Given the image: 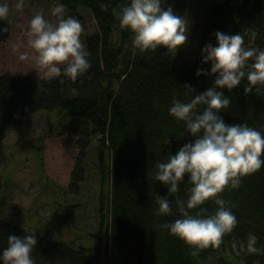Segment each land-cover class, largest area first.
I'll return each mask as SVG.
<instances>
[{"label": "trees", "instance_id": "obj_1", "mask_svg": "<svg viewBox=\"0 0 264 264\" xmlns=\"http://www.w3.org/2000/svg\"><path fill=\"white\" fill-rule=\"evenodd\" d=\"M59 1L69 16L80 18L81 7L94 16L96 28L83 39L92 66L75 82L64 76L48 79L35 73L1 74L0 140L9 126L19 124L24 116L40 110L57 111L47 134L71 133L79 155L66 185L42 173L41 191L63 197L55 209L49 205L50 199L41 207L54 211L56 221L62 219L74 231L70 239L63 240L0 219V254L7 247L9 234L23 237L26 233L37 237L32 252L36 264H240L232 243L246 241L249 233L257 236V247L264 248V166L244 177L239 188L221 194L238 225L220 249H205L197 256H191L183 241L161 227L180 218L176 201H186L191 187L188 177L177 193L168 196L172 216L156 214V197L166 195L167 188L153 178L158 161L193 139L184 122L171 116L169 109L176 100H189L185 84L196 90L194 95L213 85L214 75H196L198 69H211L210 62L202 63L201 50L208 43L215 46L216 31L236 34L249 28L258 33L253 46L264 49V0L207 1L191 62L180 61V53L174 57L163 47L137 51L133 56L132 33L120 27L112 12L126 0ZM0 27L8 29L0 32L2 41L10 26L7 20H0ZM245 39L247 42L248 37ZM247 86L244 79L235 89L224 90L231 104L220 115L227 124L246 123L264 133V89L245 93ZM72 88L77 94H70ZM34 151L41 166V152ZM71 195L75 201H70ZM201 207L211 213L217 205L210 200ZM190 211L196 215L199 209ZM74 215L81 218L79 224ZM86 224L87 231L80 235L78 229ZM243 259L245 264L257 260L264 264V255L245 254Z\"/></svg>", "mask_w": 264, "mask_h": 264}, {"label": "clouds", "instance_id": "obj_2", "mask_svg": "<svg viewBox=\"0 0 264 264\" xmlns=\"http://www.w3.org/2000/svg\"><path fill=\"white\" fill-rule=\"evenodd\" d=\"M165 3L166 0H126L112 9L120 27L132 33L133 56L137 51L144 53L160 47L178 50L189 43L188 20L176 14L172 6L165 8ZM15 7L23 9L25 0H18ZM9 11L7 3L0 4V20H6ZM51 16L54 19H46L40 11L29 21L30 59L48 79L64 76L75 82L92 66L82 40L85 29L78 18L66 15L62 3L52 7ZM7 31V27H0V32ZM257 35L252 28L236 34L216 31L215 46L208 43L201 50L202 63H211L210 72L205 69L196 72L197 76L214 75L213 85L194 95L196 90L185 84L189 100H176L169 109L171 116L184 122L193 139L155 164L153 178L167 188L166 195L156 197V214L174 215L168 196L179 191L187 176L191 184L187 199L176 201L180 218L161 227L183 241L191 249V256L209 248L220 249L225 237L234 232L237 217L221 194L227 189L239 188L244 177L264 166V133L246 123L227 124L220 115L231 104L225 89H235L244 79L248 82L245 93H260L264 89V49L253 46ZM21 59L28 60L29 56L24 54ZM70 94H77V90L70 89ZM210 200L217 208L207 213L201 206ZM195 209H199L197 214H191L190 210ZM257 243L253 233L247 235L246 241H233L232 251L241 257L240 264H245V254L264 255V248L257 247ZM36 245L35 233H26L23 237L9 234L0 262L36 264L32 256Z\"/></svg>", "mask_w": 264, "mask_h": 264}, {"label": "rangeland", "instance_id": "obj_3", "mask_svg": "<svg viewBox=\"0 0 264 264\" xmlns=\"http://www.w3.org/2000/svg\"><path fill=\"white\" fill-rule=\"evenodd\" d=\"M207 1L211 0H166L165 8L172 6L176 14L185 17L189 22V43L178 50H167L174 57L180 53V61L191 62L196 56L202 22L207 13ZM17 2L18 0H0V4L7 3L10 8L6 19L10 26L9 35L0 41V75L5 72H19L46 77L43 70L30 59L32 49L28 44L27 31L30 19L37 12L43 11L46 19H54L51 9L60 1L25 0V7L20 10L15 7ZM79 12L81 17L78 19L85 29L83 40L86 34L95 30L96 24L88 8L81 7ZM66 15L69 16L67 9ZM24 54L29 56L28 60L21 59ZM55 116L56 110L30 113L24 116L19 124L10 126L4 138L0 140V219L67 240L72 236L74 227L65 226L62 219L56 221L54 211L52 213L51 209L41 207L50 199L49 205L55 209L60 202L58 199L62 200L63 197L41 191V184L45 180L42 173L51 180L66 185L71 180L79 155L76 137L71 133L47 134L49 122L54 120ZM34 148L41 152V166ZM69 199L75 201L72 195ZM33 206L38 213L32 211ZM73 217L74 222L79 224L81 218L75 215ZM85 231L87 224L78 229L80 235Z\"/></svg>", "mask_w": 264, "mask_h": 264}, {"label": "bare ground", "instance_id": "obj_4", "mask_svg": "<svg viewBox=\"0 0 264 264\" xmlns=\"http://www.w3.org/2000/svg\"><path fill=\"white\" fill-rule=\"evenodd\" d=\"M10 127V126H9ZM6 135V134H5ZM23 226H26V225H23Z\"/></svg>", "mask_w": 264, "mask_h": 264}]
</instances>
